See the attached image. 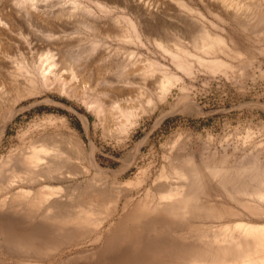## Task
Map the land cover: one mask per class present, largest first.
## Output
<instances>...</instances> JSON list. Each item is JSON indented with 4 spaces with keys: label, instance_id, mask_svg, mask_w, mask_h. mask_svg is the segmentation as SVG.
Masks as SVG:
<instances>
[{
    "label": "bare ground",
    "instance_id": "1",
    "mask_svg": "<svg viewBox=\"0 0 264 264\" xmlns=\"http://www.w3.org/2000/svg\"><path fill=\"white\" fill-rule=\"evenodd\" d=\"M70 1L74 7L83 3L82 0ZM94 1L97 7L106 11L105 3ZM124 1L130 3L138 15L134 19L125 17L128 30L120 29L123 30L120 33L115 30L116 27H108L109 30L106 26L108 31L105 35L112 38L119 36L125 42L154 48L174 67L173 71L162 66L163 70L154 74H160L156 76L157 80H152L155 84L154 96L142 92L143 102L134 106H122L109 99L102 87H91L98 78L97 69L82 65L81 57H77L76 62L66 58L62 45L55 41L58 32L50 22L47 21L45 31L47 39L53 41L37 45L28 42L23 30L28 21L24 17L34 18L38 11L30 6L16 9L13 0H0V99L5 97L7 90H14L19 85V79L23 82L20 90L13 91L15 95L6 111L0 109V140L7 125L23 109L17 107L19 102L39 96L44 91H57L81 102L94 115L104 137L125 143L145 115L149 116L159 105L168 102L172 88L179 83L181 85L183 74L198 72L199 69L209 75L221 74L233 66L224 57L236 59L240 55L239 51L232 49L234 46L230 48L227 39L211 30H204L201 34L199 31L193 39L194 34L191 33V39L189 34V44L169 42L170 38L162 29L163 24L159 28L161 25L155 23L158 21L156 17L163 12L161 2ZM203 2L208 11L224 18L223 21L239 19L249 26L256 23L259 11L264 9V0L262 3L251 0L247 5L226 0ZM178 3L187 14H195L191 6L183 1ZM196 12L195 16L199 15ZM176 15L180 16L175 13L174 17ZM261 15L264 17V13ZM63 16L64 21H60L70 24L72 14L64 13ZM121 21L116 19L114 24ZM15 29L18 39L12 38ZM177 30L179 33L180 30ZM241 30L243 33L244 28ZM253 36V39L264 43V29ZM39 45L41 47H37ZM93 59L92 62L95 61ZM153 63L145 62L138 72L143 84H148V78L155 77L153 71L156 64ZM238 84L241 85L240 82ZM262 106L264 108V103ZM163 116L157 117V122ZM79 117L87 142L70 129L64 118L58 116V131L54 134L40 133L25 149L0 153V264H264V140L256 141L246 135L238 136L235 141L231 140V134L225 133L218 141L213 138L212 132H206V139L201 142L203 148H200L207 155L200 153L197 156L192 149L187 151L186 144L167 146L171 148L163 154V161L157 166L153 161L141 163L140 152L147 139L145 136L135 142L131 150H127V154L120 159L121 166L112 169L101 165L99 147L89 134V120L83 115ZM132 167L137 168L136 172L125 179L124 175Z\"/></svg>",
    "mask_w": 264,
    "mask_h": 264
},
{
    "label": "rangeland",
    "instance_id": "2",
    "mask_svg": "<svg viewBox=\"0 0 264 264\" xmlns=\"http://www.w3.org/2000/svg\"><path fill=\"white\" fill-rule=\"evenodd\" d=\"M69 1L70 0H66V1L65 0H13V2L16 3V9L18 8L20 10H23L24 7L30 6V8H33L36 11H38L36 12L37 18L32 17L30 19L28 15L24 17L25 20L28 21V23L27 24L25 23L23 27L24 36H26L28 42L37 45L38 43L41 42L49 43L46 41L54 40V39L50 40L49 38L47 39L46 37L48 33L47 31H45V29H47L46 24L48 21L54 26V30L58 32L55 35L56 36L55 41L58 40L59 45L60 44L62 45L60 46L62 48V51L64 52V55L66 54L65 55L66 58H69L70 61L72 62H76L77 61L76 58L81 57L82 65L83 64L86 66L88 65L89 66L88 68L90 69H94V70L97 69L98 78L97 76H95L97 79L94 81V83H92L91 87L95 86L97 89H101L100 87H102V90L104 91L106 90L109 99L115 100L116 103H121L120 105L122 106L124 104H125L124 106H134L136 104L142 103L143 102L142 92H144L145 95L154 96L155 84L152 80L156 79L157 78L156 76L159 77L160 75L157 74L155 76L154 74L160 72L158 70H163L164 68H169V70L174 71V67L173 65H171L170 60L169 59L167 60V57L166 58L163 57L164 55L161 54V52L159 55L158 50L154 51V48H151L149 46H140L137 43H133L136 44L133 45L132 42L129 41L125 42L123 39L120 40L119 36L117 38H112V37H107L105 35L108 29L113 27H116L115 30L118 29L120 33L123 30H128L129 26L125 21V17L129 18L131 16L130 19H134L136 17L135 15H138V11L135 8H133V6H131L130 3H127L124 0H109V1L97 0L98 2H103L106 4L107 7L105 8L106 11L104 9H100L99 7H97L94 0H82L83 3L79 5V7L72 6L71 1L70 2ZM145 1L146 2L148 1V3H156V1L159 4L160 2L162 3L161 6L163 7V12L160 13L159 15L160 17L159 16L156 17V20L158 21L155 20L156 21L155 23L157 25L158 24L161 25L158 26L159 28H162V24H163L162 29L167 34L168 39L170 38L169 42H172L173 40V42L175 41L179 45L186 43L189 44L188 41L191 39L192 36L191 33L194 34L192 37L193 39L198 35L199 31H200L199 34H201L204 32V30H209V31L211 30V32L214 31L213 32L214 34L219 33L218 34L219 36L223 37L225 40L227 39L226 42L228 43L230 48L234 46L232 49L234 51L237 50L236 52L239 51L240 53V55L236 59L231 58L232 61L229 56L224 57L226 58L227 61H229L230 64L233 65L232 66L233 71L232 69H230V70H226V72L221 74L217 73L215 75L214 74L209 75L208 72H203V70L199 69L198 72L197 70H195V72L193 71V73H191L193 76H191V74H183L181 77L183 79L181 85L179 83V86L177 84L175 88H172V92H171L172 94L169 96L168 98L169 100H167L168 102L166 103L164 102L161 105H159L156 111L150 114L149 116L145 115L141 119L140 124L138 125L139 127H136L135 131L130 136L129 138L130 140L128 139L129 141L127 140L125 143L122 142V140L120 141L119 139L116 138L104 137V135L102 134V128L99 124L96 123V119L94 115L90 111H88L81 102L69 98L68 96L61 94L57 91H44L39 96L29 97L19 102L17 107L23 109L19 111L18 114L15 116V118L9 123V125H7L5 134L0 140L2 146L0 149L1 154H7V152L10 150H18V149L22 150L27 148L28 146L31 145V143L34 142L35 137L38 138V134L40 136V133L42 134L46 132L45 134H51L53 132L52 134H54L55 132H57L59 123L56 121V118L58 116L64 118L69 124L68 126L70 127V129L74 130L78 135H80L83 138L85 142H87L88 141L87 136L85 134L81 118L79 117L82 115L86 116L90 124L89 134L92 137V139L94 138L93 141L96 143L97 148L99 147L98 157L100 159L101 165L104 167H111L112 169L119 168L121 166L120 159L123 158L129 150H131L134 144L142 140L145 136H147V139L145 141V144L142 145L141 147L142 149L140 152L141 153L140 159L142 160L141 163L143 162V164L144 163L149 164V162L150 163L154 162L153 164L154 165L156 164L157 166H159L162 163L164 155L167 153V150H169L171 147H175V145H178L179 147L181 145L184 146V144H186L185 146L187 147L186 149L187 151L188 149L189 151L192 149L191 150L192 153L195 152L194 154H196L197 156L201 154L207 155V152L201 149L203 148L202 143L206 139V132H210V133L212 132L211 134L213 135V138H215L218 141H220L222 136L224 137L226 134H231V140L234 139L235 141L238 138V136L239 138H241L246 135H249L250 139L256 141L264 140V108L262 106V104L264 103V72H262V70H264V43L261 41L259 42V40H255L252 38L254 37L253 35L255 33H258L259 31H261V29L262 30L264 29V17L261 15L262 13H264V9L259 11V16L256 23H253L252 25L249 26L246 21L239 19L235 21L231 19H225V21H223L224 18L222 17L218 18L215 12H211L207 10L206 5L204 3L205 1L203 2V0H155V2L154 0L153 1L151 0L152 2L150 0H145ZM179 1H183L188 6H191V8L195 10V14L197 13L196 11H198L199 15L197 14L195 16L194 13H193L194 15L191 13L187 14V12L184 11V9L178 3ZM226 1H232L233 4L247 5L250 4L251 0H226ZM253 1L257 2V0H253ZM258 1L262 3V0H258ZM172 3L174 4L171 5ZM176 5H177L176 9L177 10L179 9L178 11L175 9ZM110 7L111 9L109 10L108 8ZM164 9L166 10L168 15L165 14L166 12ZM101 10H103V12ZM69 12L72 14L70 24L69 22L68 23L61 22L60 21L61 19L62 21H64L63 14L64 13L68 14ZM175 13L180 14V16L176 15L174 17ZM181 14H184L185 16ZM168 16H170L171 18ZM83 17L85 18V20ZM184 17L186 18L185 20ZM119 18L122 20L121 23L119 22L118 24H114L116 23L115 22L116 19ZM177 18L179 19L180 22H178ZM190 18L191 20H189ZM171 19H172V23H170ZM103 20L104 21L106 20L105 25ZM187 21L189 22L192 21V23L189 24V22ZM98 22L99 23L103 22V23L96 24ZM182 22L186 24H183ZM168 23L169 25H167ZM172 24L175 28L172 26ZM174 24L178 26H175ZM187 25L189 28L187 27ZM106 26L107 28L108 27L109 28L105 29ZM240 27L241 29L244 28L243 33ZM99 28L103 29V31L100 30ZM177 28L179 30L180 28L181 29L184 28L186 32H183L184 31L183 29L180 30L179 33H177L178 32ZM194 29L195 30L198 29V30L195 31ZM201 29L203 31H201ZM187 30L190 32L188 33ZM182 33H184L185 36ZM12 34H13L12 38L18 39L19 34L17 33V29H15L12 32ZM189 34H190V39H189ZM246 35H248L249 37ZM180 36H182L184 40L183 38H180ZM63 37H64V41H63ZM59 38L62 39V41L59 40ZM81 38L82 40H80ZM250 38H252V40ZM254 41L256 42L258 41V42L256 43ZM66 43L67 44L70 43V44L67 45ZM37 47H41V46L39 45ZM147 47H149V50H147L148 49ZM143 52L144 54H142ZM149 52H153V53H149ZM158 57L160 58V60ZM93 58H95L94 62H92L94 60ZM153 61L156 64L154 66V68L156 67L154 70L156 71L157 69L156 72L153 71L154 72L153 76L155 77L148 78L149 80L146 81V83L148 84H143L142 83L143 80L142 78H140L141 76L139 75L138 72L140 68L144 66L145 62L153 63ZM161 62L164 65L163 64L161 65ZM92 63L96 64L95 68ZM115 66L117 68H115ZM239 67L240 70H238ZM109 70L111 71L109 72ZM129 70H131V73L129 72ZM112 73L113 75L114 74L117 75L113 76ZM205 73L208 74L206 75ZM244 73L246 76L243 75ZM116 77H120L122 81L117 79ZM149 81L151 82L149 83ZM239 82L241 83V85L238 84ZM138 83H142L141 86L144 85V87L142 88L140 85H138ZM234 83L235 84L237 83L238 85L237 84L235 85ZM18 84L19 85L15 87L16 89L14 88V90L11 89L10 91L7 90L5 97L1 98L2 100L0 99L1 111H6V109L8 108V104L13 99L15 93L18 91V89L19 90L21 89L23 82L19 79ZM147 85L148 86L150 85L149 86L150 89L148 88ZM110 86L111 87L113 86V88L107 89V87ZM118 88H121V90L119 89L120 90L119 92L117 91ZM145 88L147 89L145 90ZM147 90L150 92V94ZM138 91L140 92V94H138ZM114 92L116 93V95ZM170 106L172 107V109L170 108ZM161 113L164 114V116L161 118V121H158L159 122L158 123L157 120L162 115ZM49 116L50 117L53 116L52 118H55V120L49 118ZM44 122L45 124H43ZM217 135H219L220 138H218ZM195 137L198 138L196 139ZM202 137H204V139ZM102 138L105 140H103ZM116 140L120 142L118 143ZM115 141L117 143H115ZM167 146L168 147L171 146V147L168 148ZM146 160L148 161V163ZM136 170H137L136 167H132L130 170L126 172L124 178L125 177L128 178L129 176H132V174L135 173Z\"/></svg>",
    "mask_w": 264,
    "mask_h": 264
}]
</instances>
